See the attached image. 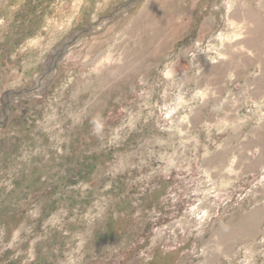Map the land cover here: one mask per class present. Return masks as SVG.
Wrapping results in <instances>:
<instances>
[{
  "label": "rangeland",
  "instance_id": "obj_1",
  "mask_svg": "<svg viewBox=\"0 0 264 264\" xmlns=\"http://www.w3.org/2000/svg\"><path fill=\"white\" fill-rule=\"evenodd\" d=\"M263 35L264 0H0V264H264Z\"/></svg>",
  "mask_w": 264,
  "mask_h": 264
},
{
  "label": "crops",
  "instance_id": "obj_2",
  "mask_svg": "<svg viewBox=\"0 0 264 264\" xmlns=\"http://www.w3.org/2000/svg\"><path fill=\"white\" fill-rule=\"evenodd\" d=\"M262 42H263V43H261V44H264V35H263V41H262ZM263 48H264V47H263ZM258 78H259V77H258ZM261 79H262V78H261ZM261 79H260V80H261ZM260 80H259V81H260ZM263 81H264V79H263Z\"/></svg>",
  "mask_w": 264,
  "mask_h": 264
}]
</instances>
